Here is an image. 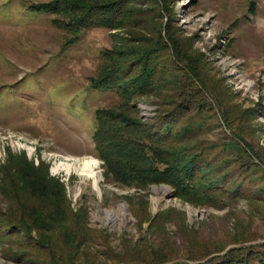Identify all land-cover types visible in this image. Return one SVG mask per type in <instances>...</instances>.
Segmentation results:
<instances>
[{"label":"rangeland","instance_id":"rangeland-1","mask_svg":"<svg viewBox=\"0 0 264 264\" xmlns=\"http://www.w3.org/2000/svg\"><path fill=\"white\" fill-rule=\"evenodd\" d=\"M151 47V92L126 102L123 86H95L119 60L141 62L134 78ZM98 109L192 169L190 194L117 180L96 147ZM87 160L98 184L61 169ZM263 243L264 0H0V264H229Z\"/></svg>","mask_w":264,"mask_h":264},{"label":"trees","instance_id":"trees-1","mask_svg":"<svg viewBox=\"0 0 264 264\" xmlns=\"http://www.w3.org/2000/svg\"><path fill=\"white\" fill-rule=\"evenodd\" d=\"M115 3L111 4L110 7L115 6ZM109 5L110 4L106 6ZM98 7L100 6L96 7L97 12L100 11V8ZM90 9L93 8L90 7ZM83 16H85V14ZM151 48V50L147 49L144 51V58L146 60L143 61V71L137 72L135 77L133 76L134 78H131L130 73L135 72V68L138 64H141V62L129 65V63L126 62L125 64H122L120 63L122 61L119 60L114 67L110 68L109 71L105 72L102 77L97 80L95 86L104 89L123 86L122 91L120 92V97L126 102L131 97L151 92L153 87L158 84L156 75L159 70L156 66V58L159 56V48ZM151 60L154 62L152 63L153 67L150 66L151 68L148 71V64ZM126 67L128 68V75L124 74L126 71L124 69H126ZM124 79L129 81L126 84H122ZM185 102V105L189 106L190 99H187ZM96 118L98 121V128L95 132L94 138L98 154L104 160L108 171L111 172L117 180H126L129 183L133 182L139 185L166 181L175 185L178 190L187 194H190L192 191L191 189L198 184L197 181L199 179H196L197 174L192 169L189 171L188 168L184 169L181 167L180 169L178 167L180 162L179 159L175 158V161L164 159L161 161L163 158H160V160L155 158L156 155H159L158 150H156L155 153L153 152V154L146 152L148 146L141 143L138 138H135L142 135V124L139 122L130 119L122 113L117 114L107 109H98L96 112ZM163 136L168 137L169 135L167 136L164 134ZM166 143L167 145H172L170 141ZM160 163H166V168L162 169L159 165ZM17 167V170L21 172L24 177L27 176L32 179L33 184L43 195L50 193L49 187L52 181L48 179L46 175L38 174V167L30 169L26 163ZM200 185L202 186V184ZM261 247V250H257L254 245L234 248V250L229 251L225 255V259H228L229 264H264V243ZM234 252L238 255H230Z\"/></svg>","mask_w":264,"mask_h":264},{"label":"bare ground","instance_id":"bare-ground-1","mask_svg":"<svg viewBox=\"0 0 264 264\" xmlns=\"http://www.w3.org/2000/svg\"><path fill=\"white\" fill-rule=\"evenodd\" d=\"M97 163V160H87L84 161L82 165H73L68 163L66 165H62L61 169L68 172L74 169L79 173V175L83 176L84 179L94 178V182L98 184L99 178L97 173L94 171V168L97 167Z\"/></svg>","mask_w":264,"mask_h":264}]
</instances>
